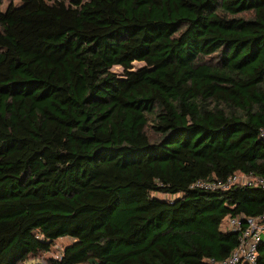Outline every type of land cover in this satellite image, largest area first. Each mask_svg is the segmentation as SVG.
<instances>
[{"label": "trees", "instance_id": "obj_1", "mask_svg": "<svg viewBox=\"0 0 264 264\" xmlns=\"http://www.w3.org/2000/svg\"><path fill=\"white\" fill-rule=\"evenodd\" d=\"M262 127L264 0H9L0 264L59 238L48 264L226 258L239 233L225 222L263 214L264 188L193 184L264 178Z\"/></svg>", "mask_w": 264, "mask_h": 264}, {"label": "built area", "instance_id": "obj_2", "mask_svg": "<svg viewBox=\"0 0 264 264\" xmlns=\"http://www.w3.org/2000/svg\"><path fill=\"white\" fill-rule=\"evenodd\" d=\"M259 135L264 138V127L259 131ZM245 184L264 188V178L254 174L234 173L226 180H216L213 182L197 181L193 185L205 189L226 188L232 184ZM242 218L232 217L228 219L231 230L239 233L237 247L224 259L215 261L208 259V264H254L257 256V245L264 232V213L254 217Z\"/></svg>", "mask_w": 264, "mask_h": 264}, {"label": "rangeland", "instance_id": "obj_3", "mask_svg": "<svg viewBox=\"0 0 264 264\" xmlns=\"http://www.w3.org/2000/svg\"><path fill=\"white\" fill-rule=\"evenodd\" d=\"M17 2V1H15ZM7 3H9V0H2L0 2V8L4 9L7 5ZM79 23L81 25L82 29H86L89 27V25L91 24V20H89L87 17L81 15L79 16ZM143 65V62L141 61H134L133 62V67L137 68L139 66ZM111 70L113 72H115L118 76H122L123 72H122V68L120 66H113L111 68ZM158 196L164 197V198H173L175 197V195L173 196H169V195H162V194H158ZM222 229H224L223 225L221 226ZM264 233V232H263ZM71 239L69 238H59L57 240H55L52 248L47 251V252H43L38 256H31L28 259H26L24 262H21L19 264H48V258H53V259H57L60 258L61 253L63 251V247L68 244L70 242Z\"/></svg>", "mask_w": 264, "mask_h": 264}, {"label": "crops", "instance_id": "obj_4", "mask_svg": "<svg viewBox=\"0 0 264 264\" xmlns=\"http://www.w3.org/2000/svg\"><path fill=\"white\" fill-rule=\"evenodd\" d=\"M225 226H227V228L231 230V228L229 227L228 222L227 223L225 222Z\"/></svg>", "mask_w": 264, "mask_h": 264}]
</instances>
